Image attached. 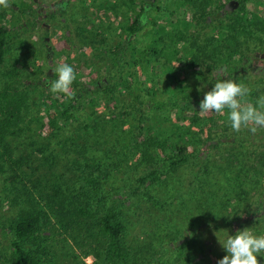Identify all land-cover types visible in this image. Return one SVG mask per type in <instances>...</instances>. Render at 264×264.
<instances>
[{
  "label": "rangeland",
  "instance_id": "obj_1",
  "mask_svg": "<svg viewBox=\"0 0 264 264\" xmlns=\"http://www.w3.org/2000/svg\"><path fill=\"white\" fill-rule=\"evenodd\" d=\"M58 1L10 0L8 9L0 8V24L10 29L5 65L0 68V90L9 79L14 88H24L28 95L23 122L17 134L8 135L6 139L9 151L5 170L0 171V257L3 262L16 264L10 249L14 235L9 226L21 212L35 210L41 216L37 232L21 244L25 250L35 253L41 264H101L107 239L100 232L97 220L83 216L74 198L82 190L78 184L80 174L67 169L64 163L67 160L62 157L68 141L75 142L82 151L91 147L85 158L94 157L99 162L97 174L108 175L114 188L110 189L107 208L119 213V220L125 226L123 240L127 247V256L116 264H218L228 255L219 239L225 241L229 235L235 236L246 228L257 236L264 235L263 176L261 192L248 196L245 205L249 208L243 214L230 211L225 218L204 216L202 220H192L191 211L196 210V194L192 190L194 174L208 150L207 141L201 143L207 131L204 129L202 133L201 128L212 112L201 115L199 104L195 114L179 104L184 94H173L166 102V112L161 114L182 129L193 126L194 122L198 126L185 130V134L178 133L179 140L166 127L170 124H160L162 131L148 136L144 129L148 128L145 103L149 89L146 87L152 78L148 70L144 71L147 74L144 76L140 73L142 70L137 69L131 87L124 91L119 85L115 90L117 77L107 84H99L102 78L94 62L90 70L84 68L93 50L109 49L123 39L124 28L132 17L130 0H67L66 7L55 13L53 8ZM155 7L159 11L147 15L148 21L131 42L137 51L150 44L159 33L152 19L160 25H168L166 28H182L179 21L185 20L187 11L178 10L175 0H155L153 10ZM93 39L96 42L92 48ZM171 51L166 53L167 58L172 56ZM59 64L72 66L76 73L71 94L78 91V84H85L91 87L93 95L114 98L116 102L81 111L77 120H69L67 126L58 124L54 118L48 122L49 104L41 86L46 82L50 91L51 80L57 78L53 69ZM260 64L258 69H263L264 61ZM183 71L180 78L192 89L197 77L187 75L189 69ZM158 80L165 82V79L153 80L161 91ZM206 87L204 81L198 80L195 87L198 90H192L189 97H196V93L207 90ZM52 115L56 118V114ZM149 117L156 120L154 114ZM256 134L249 137L261 139V134ZM198 138L201 141L190 144ZM178 147H186L189 154L199 153L200 158L190 157L186 165L171 171L170 160L176 158ZM85 158L83 160L88 161ZM153 175L160 181L166 180V190L162 189L164 186L153 185ZM69 177L73 179L69 181ZM75 183L79 186L77 190ZM144 193H150L148 197L153 202L161 194V205L153 207L151 202H146ZM258 259L264 264V252Z\"/></svg>",
  "mask_w": 264,
  "mask_h": 264
},
{
  "label": "trees",
  "instance_id": "obj_2",
  "mask_svg": "<svg viewBox=\"0 0 264 264\" xmlns=\"http://www.w3.org/2000/svg\"><path fill=\"white\" fill-rule=\"evenodd\" d=\"M145 1L138 0L134 9L135 15L124 28L123 39L109 49L93 50L87 57V65L84 68L90 70L94 62L97 65L95 68L98 70L99 78H102L98 80L99 84L100 82L107 84L110 79L117 77L115 90L119 85L124 91L131 87L137 69H141L142 72L139 71L144 76L147 75L144 71L148 70L152 78L149 79L150 88L146 87L149 89L145 103L146 114L147 117L149 114L156 115V120L163 117L158 121L146 117L148 128L144 129H147L148 136H152V132L162 131L160 124H170L166 127L170 128L171 134H176L179 140L178 133L185 134V130L190 131L194 125L198 126L194 122L193 126L182 129L161 112H166V102L169 97L172 98L173 94L181 96L182 93L184 96L179 104L196 114L206 93L211 91L216 83L213 81V75L219 67L226 66L227 70L231 69L233 79L250 89V94L246 98L248 102L256 104L258 99L264 96V73H255L250 78L247 74H243L247 71L251 57L255 59L264 57V0H175L178 10L187 11L185 20L179 21L182 23V28H166L168 25H160L152 19L151 23L154 28L159 29V33L155 34L156 38L150 44L137 51L131 42L148 21ZM235 3L237 7L234 6ZM226 5L232 8L231 12L225 10ZM29 12L30 10H26V13ZM170 13L174 15L172 11ZM9 33V27L0 24V68L2 66L4 68L5 65ZM91 42L93 48V43L96 41L93 39ZM170 50L172 56L167 58L166 53ZM195 68L198 72H195ZM188 69L187 75L191 73L197 77L193 80L192 89L184 78H180L183 70ZM160 77L165 79V82L158 80V84L162 85L161 91L157 88V83H153L154 79ZM246 78L251 83L246 82ZM198 80L204 81L207 90L198 91L196 97L191 99L189 94L192 90H198L195 89ZM12 85L14 86V83L6 79L5 85L0 90L1 172L5 170L6 153L9 151L6 139L8 135L17 134L24 114L28 110L27 92L24 88H14ZM48 85L45 82L43 87L41 86L45 101L49 104L46 112L48 122L54 118L58 124L67 126L69 120H77L81 111L97 109L101 104H111V101L116 102L114 98L103 99L93 95L91 87L85 84H78V91L67 96L61 93L53 94L51 91L49 93ZM162 93L166 94V97ZM94 112L98 111L94 110ZM52 114H56V118ZM176 116L179 117L178 113ZM227 117V109L223 116L213 111L211 117L202 124V133L204 129L207 131L204 140L198 138L190 143L195 144L198 141L208 143V150L194 174L195 182L192 190L196 194V210L191 211L193 214L191 219L194 221L202 220L204 216L225 218L230 211L233 214H243L246 208H249V205H245L248 196H256L261 192V177H264V129L258 130L256 134H261V139L250 138L252 133L247 129L240 132L233 131ZM201 130L199 129L198 135ZM227 138L230 141L224 142L223 139ZM67 143L69 146L62 154L63 159L67 160L64 163L67 169L80 174L78 184L82 191H78L74 198L83 216L97 220L100 232L107 239L102 251L101 264H116L127 256V247L123 240L125 226L119 220V213L110 212L107 208V200H111L110 189L112 191L114 189L112 183L108 175L97 174L99 162L94 157L85 158L89 156L88 151H91V147H83L82 151L75 142ZM176 152V158L170 160L171 171L186 165L190 157L200 158L199 153L197 155L187 153L186 147H178ZM84 158L88 161H84ZM153 178L155 181L153 185L164 186L162 189L166 190V180L160 181L156 175H153ZM72 179L69 177V181ZM74 185L77 190L79 186L77 183ZM149 194L144 193L146 202H151L153 207L161 205V194H158V201L154 199L156 202L148 197ZM40 218V212L23 211L9 226V230L14 235L10 249L16 264H41L35 253L25 250L21 244L22 241L36 234ZM187 222L189 223L190 220ZM182 224L183 220L179 226L181 227ZM0 264H6L1 257Z\"/></svg>",
  "mask_w": 264,
  "mask_h": 264
},
{
  "label": "clouds",
  "instance_id": "obj_3",
  "mask_svg": "<svg viewBox=\"0 0 264 264\" xmlns=\"http://www.w3.org/2000/svg\"><path fill=\"white\" fill-rule=\"evenodd\" d=\"M10 0H0V8L8 9ZM55 79L50 82V91L53 94L70 95L76 73L72 66L59 64L54 69ZM217 82L211 91H208L200 103V114L210 112L223 116L228 110V121L235 132L243 129L255 134L264 129V96L256 104L247 101L250 89L244 84H238L230 79H221L225 73L221 70L215 73ZM228 255L218 261V264H260L259 254L264 252V235H255L252 229L238 231L235 236L229 235L225 241L219 239Z\"/></svg>",
  "mask_w": 264,
  "mask_h": 264
},
{
  "label": "flooded vegetation",
  "instance_id": "obj_4",
  "mask_svg": "<svg viewBox=\"0 0 264 264\" xmlns=\"http://www.w3.org/2000/svg\"><path fill=\"white\" fill-rule=\"evenodd\" d=\"M62 1L63 0H59L57 3L54 4L55 8H53V11L55 13H57V12L59 13L62 9H64L66 7L65 2L67 0H64V3H62ZM154 1L155 0H146L145 1L144 7H145V13H146V15H148L151 12H153L151 14V16H152V15H155L157 13V11H159V8L158 7H155L154 10H153ZM130 4H131L130 9H131V12H132V17H133V15H135V13H134L135 10L134 9H136V4L137 3H135L134 0H130ZM234 6L237 7V3H235ZM45 7L47 8V5H45ZM224 8H225V10H228L229 12L232 11V8H230V6L227 7V5H226ZM218 16H220V14ZM39 20H41V18H39ZM48 53H49V51H48ZM250 60H251V62H249V65L247 67V71L245 73H243L244 75L247 74L249 76V78H250L251 75H254L255 73L256 74H262V73H264V68L263 69H261V68L258 69V67L261 66V64H260L261 61H264V57L263 56H261L260 58H256V59L251 57ZM221 70H223V72L225 73V75H223L222 77H220L221 79H230V80L233 79L231 69L228 68V70H227V67L226 66L219 67V68H217L215 70V73H218ZM213 79H214L213 81L217 82L216 75H213ZM245 80L248 83L250 81V80L248 81V78H246ZM250 83H251V81H250Z\"/></svg>",
  "mask_w": 264,
  "mask_h": 264
}]
</instances>
